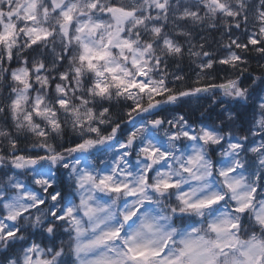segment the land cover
<instances>
[{
  "label": "snow or ice",
  "instance_id": "snow-or-ice-1",
  "mask_svg": "<svg viewBox=\"0 0 264 264\" xmlns=\"http://www.w3.org/2000/svg\"><path fill=\"white\" fill-rule=\"evenodd\" d=\"M0 264H264V0H0Z\"/></svg>",
  "mask_w": 264,
  "mask_h": 264
},
{
  "label": "trees",
  "instance_id": "trees-1",
  "mask_svg": "<svg viewBox=\"0 0 264 264\" xmlns=\"http://www.w3.org/2000/svg\"><path fill=\"white\" fill-rule=\"evenodd\" d=\"M253 67H255V64H253ZM201 103H204L205 106L207 105L206 101H202ZM198 109H199V105L196 104L195 102H193V104L191 105V110H188L191 120L199 121L201 119H204L205 121L211 122L207 118V116L202 117L201 116V111L202 110H198ZM238 110L242 114V116L244 117L245 120L249 119V112L247 111V107H241ZM217 111H218V109H217ZM211 115H212V118H215L216 113L213 112Z\"/></svg>",
  "mask_w": 264,
  "mask_h": 264
},
{
  "label": "rangeland",
  "instance_id": "rangeland-1",
  "mask_svg": "<svg viewBox=\"0 0 264 264\" xmlns=\"http://www.w3.org/2000/svg\"><path fill=\"white\" fill-rule=\"evenodd\" d=\"M249 103H251V102H249ZM218 111H219V109H218ZM247 111L249 112V118H250V116H251V108L250 107H247ZM206 122H209V121H206Z\"/></svg>",
  "mask_w": 264,
  "mask_h": 264
}]
</instances>
